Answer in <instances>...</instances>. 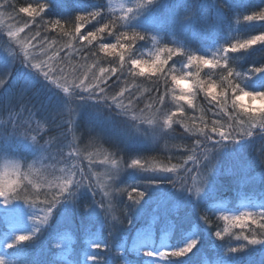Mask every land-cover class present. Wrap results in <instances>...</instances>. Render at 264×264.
<instances>
[{"label":"trees","instance_id":"trees-1","mask_svg":"<svg viewBox=\"0 0 264 264\" xmlns=\"http://www.w3.org/2000/svg\"><path fill=\"white\" fill-rule=\"evenodd\" d=\"M136 3L138 0H22V2L8 0V5L17 10L20 7H25L36 11L22 13L20 18L14 17V27L16 28L14 31L23 27L26 20L29 23V28L18 33V37L7 35L4 37V33L0 32V48H6V44L10 43V47L6 49L12 69L6 71L7 67L9 68L7 62L6 69L4 67L0 70V81L3 82L0 84V99L14 78L35 76L41 82L44 91L42 95L30 92L34 84L32 89L19 94H21L22 103L25 102L26 106L32 109L30 117L33 118L30 120L31 129L28 132L36 130L38 133L41 131L51 137V143L48 141L46 144L38 141L48 149L46 155L55 156L59 161H62V157H66L69 151L78 152V156L73 157L72 160L60 162V169L70 167L75 159L82 162L88 161L89 164L99 161L111 165L115 160L121 169L124 155L115 150L113 144L129 148L145 144L149 135H156V131L159 129V125L155 129L147 123V120L155 115L164 117L167 114L171 117V125L170 129L165 131L162 137H159V147L166 154L162 158L163 161H160L163 167L176 166L172 172L174 173L172 176L176 179L177 174L184 175L185 168L193 167L192 161L188 158L193 155L196 140L200 139L186 129L203 127L204 124H207L210 129L213 120L227 123L226 116L216 114L219 113V106L209 96L207 87L208 84L214 85L212 95L217 98H220L221 91H224L225 98L233 95V92L226 86L223 89L220 87V82L224 81L221 75L222 68L200 65L198 61L185 67L188 63L187 55L194 54L211 60L214 54H218L222 47H227L230 43H241L250 39L252 35L264 34V21H245L243 18L244 15H252L254 12L264 9V0H195V15L188 20L181 18L189 15V6L194 3V0H156L151 7L130 17L122 27L117 25L105 29L104 32H97L98 28L103 27V24L110 20L118 21L119 17L125 14L126 9ZM40 5H44V11H39ZM219 7H222V10ZM92 11H99L101 17H98L97 20L84 22L80 33H75V17L78 15L87 16ZM22 18L26 20L24 21ZM57 20L63 27H54V22ZM98 21L100 22L98 23ZM37 26H39L40 36L32 41V44L38 45L34 51L39 52L41 40L45 41V47L51 44L48 55L38 56L37 61L40 58L47 60L56 52L55 60L50 63H58L64 68V72L72 71L75 68L79 70L84 68L82 74L87 72L89 78H91L92 72L96 73V69L101 67L112 68L123 64L126 69L130 59L146 61L147 63L143 66L147 68L148 64L156 61L153 64V71H149V81L134 77L117 87L114 82L122 74L117 72L115 75L109 74L108 79L100 85L101 87L105 85L108 101L81 98L80 96L86 95V93L80 92L79 89L76 90L77 93L72 96L66 94L68 97L64 98L62 96L64 91L57 90V86H53L51 82L45 80L39 72L31 68V65L25 66L23 51H17L21 46L16 40L35 33ZM70 29V35H64ZM164 30L166 31L164 32ZM122 31L128 33V38L120 37L119 40L117 35ZM132 31L144 33L146 39L131 40ZM90 32L96 33L95 36L90 37V44L88 41L79 39L81 35H88ZM68 44L73 47L70 49ZM102 44H119L123 47L102 51ZM29 47L31 50V45ZM81 48L87 56L86 61L77 51ZM161 49H178L179 51L174 52L171 59H168L169 53L161 51ZM104 52H108V54L106 55ZM89 53H95V55H89ZM109 54L114 59L112 62L106 63L102 59ZM120 55L124 56V61L120 60ZM229 55L237 58L232 62L233 70L245 73L249 68L264 63V44L257 42L247 50L229 53ZM157 56L160 60H165L166 63L160 65L156 60ZM98 58H101V64L97 62ZM157 67L161 70L156 71ZM82 74L81 78H83ZM96 75L98 76V74ZM165 75L167 77L166 89L162 83ZM173 76H176L177 79L186 76L187 83L193 87L194 101L191 107L186 103L179 102L178 109L174 108L175 103L170 97ZM229 79L234 83L237 78L233 76ZM158 80L161 81L160 92L167 91L165 104L160 112L146 108V105L152 102L151 97L157 95L155 89ZM196 81L200 82L202 90L201 87L195 86ZM242 86L247 91H264V73L244 80ZM44 88L51 94L50 104L44 97L46 93ZM124 89H128L134 94L132 97L133 108L127 114L117 108L110 99ZM43 98L46 101L44 106H33L36 99L42 101ZM122 99L125 104L128 103V92H125ZM156 107L159 108L160 105L157 104ZM51 108L56 110L50 112ZM227 111L234 112L230 101ZM133 115L137 117L136 120L132 119ZM27 120L29 119L23 118L15 122L16 132L22 134L25 132V128L28 127L25 123ZM91 126L92 129L89 128ZM58 134L60 138H56ZM142 134L145 137L144 142H142ZM215 138L218 139V137ZM30 141L32 143V140ZM262 143H264V138L256 137L238 143H229L216 150L212 154L209 165L212 170V174L208 178L209 186L207 184L210 193L207 194L206 200L200 202L195 208L191 205L185 210L170 213L166 207H161V205L157 207V201H153L151 198L143 199L138 205L131 207V203L118 200L114 194L105 197V190L99 187L100 184L102 185V181L106 185H111L116 180L109 179L108 175L96 177L94 174L92 183L95 187V196L86 188H82L76 195L75 203L61 202L53 209L52 216H49L46 222L37 224V220L44 215L39 211L44 205L38 204L34 209L23 202L13 201L22 204L30 217L23 211L27 221L23 226L12 228L18 229L19 235H31L28 230L26 231L28 224L34 228L38 227L39 231L31 241L17 244L12 248L6 247L2 241L0 254L11 264H92L84 257L94 252L93 245H104L109 239L108 232L104 228L103 213L98 205L93 203L94 200L104 199L106 203L111 201L113 205L111 214L124 220V223L118 225L111 236L112 251L103 255L101 264H110V262L111 264H139L136 261L139 256H143L147 264L150 262L152 264H264V245L247 247L238 254H226L227 247L237 246L240 243L235 241L233 234L239 235L241 232L246 235L250 234L248 227L251 221L245 220L244 228H232L231 224L221 220L223 215L232 216L239 215L242 211L259 212L264 210V171H261L258 159ZM147 144L151 145V143ZM11 146L20 156L22 145L18 140ZM4 149L5 147L1 146L0 153H5ZM33 153L39 156L37 149ZM107 154L108 156L105 157ZM7 155L8 153L3 154L0 159ZM153 157L160 158V156ZM54 161L48 159L45 173H39L35 177H27V179H24L23 173H19L15 180L21 188L26 186L31 196H38L39 200H43L44 194L50 191L49 185L63 182L66 175L61 171L55 173ZM45 174L47 177L44 176ZM201 174L203 175V172ZM187 182L189 185L191 184V176ZM102 186L108 189V186ZM175 188L177 192L180 191L179 185ZM133 196H135L134 193ZM152 206L156 208V221L154 225L142 230V232L146 231V242L134 244L135 236L133 234L150 211H145V209ZM126 210L128 211L127 219L124 218ZM141 213L143 214L141 215ZM202 217H206L208 222H205ZM110 218L111 216H109ZM10 225L7 226L0 221V231L7 234L12 233V230L7 231ZM225 228L229 229L227 233L224 232ZM216 231L223 234V240L215 236ZM95 234L98 235V239ZM3 236L1 235L0 239ZM165 236L166 241H164ZM140 238L142 237L137 238L135 242L137 240L140 242ZM191 239H197L198 244L187 256L159 259L160 252L181 248ZM88 249L91 252H87ZM107 251L104 249V252ZM145 252H152L153 256H146Z\"/></svg>","mask_w":264,"mask_h":264},{"label":"snow or ice","instance_id":"snow-or-ice-1","mask_svg":"<svg viewBox=\"0 0 264 264\" xmlns=\"http://www.w3.org/2000/svg\"><path fill=\"white\" fill-rule=\"evenodd\" d=\"M156 0H138V3L130 6L126 9L125 14L119 17V20H110L108 23L103 24V27L97 29V32H104L105 29H109L112 27H116L117 25L123 26V24L130 18L135 16L141 10L147 9L151 7ZM8 3V0H4V3H0V8H4L5 5ZM222 10V7H219ZM36 11L34 9H29L25 7H20L19 12H31ZM39 11H44V5H40ZM195 0L192 5L189 6V15L181 18L182 20H188L194 17L195 15ZM3 16V12H0V17ZM98 17H101V13L99 11H92L89 12L87 16L78 15L75 17L76 23L74 25L75 33H80L81 27L84 22L89 20H97ZM245 21H264V9H261L259 12H254L252 15H244ZM9 19H14L11 15H9ZM100 21H98L99 23ZM55 26H61L60 21L57 20L54 22ZM63 27V26H61ZM12 26L9 25V32L8 35L10 37H18V33L24 32L25 28H29V23L26 21L24 22V26L18 28L16 31L11 30ZM71 29L66 31L64 35H70ZM96 33H88V35H81L79 37L82 41H88L91 43L90 37L95 36ZM40 36L39 26H37V30L35 33H30L29 36L24 37L23 39H17L16 42L20 44L23 53H24V61L25 65H31L32 69H35L39 72L40 75L44 77L45 80H48L52 83H56L57 87H61L62 85L58 82L60 79H64V86L63 91L69 92V89H79L80 92L86 93V95L80 96L84 99H95V100H103L108 101L109 97L105 93V89L101 87V83L105 82L108 79L109 74L115 75L117 72L123 73L125 70L124 65L121 64L119 67H112V68H103L99 69L100 73L103 75L97 76L95 72L91 73V78H89V74L83 73V78L80 76H76L72 80H67L64 78V68L61 67L58 63H50V61L55 60L56 52L53 53L52 56H49L47 60L40 58L37 61V57L46 56L48 55V51L51 48V44L45 45V41L41 40L39 42L40 48L39 52L34 51L38 45L32 44V41H35L37 37ZM121 37L128 38V33L121 32ZM75 38V37H73ZM119 39V37H118ZM146 35L144 33L132 31L131 33V40H145ZM257 42L264 44V34L260 35H252L250 39H246L241 43H230L227 47H222L218 54H214L212 59H206L203 56H197L194 54L187 55V67L191 65L193 62H199L200 65H212L213 67H220L222 68L221 75L223 80L231 85L232 81L229 79L235 76L237 79L236 81L246 80L255 76L259 73H264V63L259 65L253 66L249 68L245 73L235 72L231 67L232 62L237 59L236 57H232L229 53H236L240 50H247L251 48V46L255 45ZM55 43V42H53ZM31 45V50L30 46ZM130 46V45H129ZM68 47L71 49L73 45L68 44ZM117 47H123V45L119 44H102L101 50L107 51L108 49H115ZM58 51V50H57ZM80 53V56L85 61L87 60V56L81 49H77ZM161 51H167L169 53L168 59H171V56L174 52L179 51L178 49H161ZM89 55H95V53H89ZM120 60L124 61V56L120 55ZM156 60L159 61L160 65L166 63L165 60H160L159 56L156 57ZM37 61V62H33ZM141 63H147L139 61L137 59L131 60L132 68L135 69ZM156 61H153L151 64V68L149 71H153V64ZM59 69V71H57ZM159 67L156 68V71H160ZM144 69L141 68L139 73L131 72L130 74L133 76L136 75H143ZM155 74V72H153ZM186 76H182L177 79L176 76L172 77V82L177 86L180 87L181 81L186 80ZM3 82L0 81V84ZM165 89L167 87V77L165 75L164 80L162 81ZM196 87H201L199 81L195 82ZM161 81H157L156 89L157 92L156 96L151 97L152 102L146 105V108L149 110H155L156 112H160L163 110V106L165 104L167 91L165 90L163 93L160 92ZM125 92H128V103L125 104L123 101V97ZM103 94V95H102ZM208 94L211 96V99L216 102V105L219 106V113L217 115L223 114L227 117V123H221L220 120H213L212 127L209 129L207 124H204L203 127H196L194 129H186V131H190L193 135L200 137V139L196 140L195 148L193 149V155L189 156V160L192 161L193 167L185 168L184 175L177 174V178L173 179L171 176L168 175H157V176H167L169 177V183L175 188L177 185L180 186L181 190H186L189 195L193 194V187L194 185L188 184V178L191 176L193 181L199 179L201 181L200 187H195V195L199 196L201 192H204L207 184L208 178L212 174V170L210 165L212 154L218 150L220 147L225 146L229 143H238L239 141L248 140L250 138H264V121L256 118L252 120H242L240 119L234 112L229 113L227 111L228 108V98H225L224 91L220 92V98L217 96L212 95V86L208 88ZM133 93L129 92L128 89L122 90L118 95L112 96L110 99L113 103H115L117 108H120L125 114L132 110L134 101L132 99ZM75 98V97H73ZM175 99L177 100H187L189 106L191 107V100H188L185 90L180 88V95L176 96ZM138 102V101H137ZM160 105L159 108L156 105ZM110 106V105H109ZM143 112V109L141 110ZM133 120H136L137 117L135 115L132 116ZM171 117H166L163 120V124L165 127H170ZM28 125L25 128V136L23 139L27 140V132L31 129V121L30 119L25 121ZM147 123L152 124L153 120L148 119ZM215 137H218L215 138ZM32 144L38 150V154L40 159L47 160H55V156L46 155L48 149L43 146L39 145L36 136L31 137ZM61 149V153H62ZM78 156V152L76 151H69L66 157H62L63 162H67L72 160L73 157ZM258 159L261 165V171H264V143L261 144V147L258 152ZM62 161H57L60 163ZM187 163V161H185ZM139 164L138 160L133 159L131 164L128 167H133ZM112 167L114 169L113 172L109 173V179L115 180L116 176L119 173V166L115 160L112 161ZM176 166L172 168L169 167H161L158 169L159 173H172L174 172ZM9 170L3 174H0V202L4 204H9L13 201H20L23 204L36 209L37 205H44V207L40 208L39 211L43 212L44 215L37 220V224L46 222L49 216H52L53 209L57 207L58 204L61 202H72L75 203V198L77 193L82 189L86 188L89 192L93 193L95 196V187L92 183V177L89 175L88 172H85L82 167H79L77 163L73 162L70 167L61 168L60 171L66 173L63 182L58 183L56 185H49L50 191L46 192L45 198L43 200H39L38 196H31L28 192L27 187L21 188L20 184H18L17 180L15 179H6L5 177L8 176H19V168L15 165H9ZM195 171V175L193 172ZM203 172V175L201 174ZM24 179H27L25 177ZM31 183V181H30ZM148 184L143 185L144 189L148 188ZM131 191H128V199L131 201V207L138 205L144 198L145 192L141 191L138 187L130 186ZM117 192H124L127 189H116ZM133 193L136 195L133 196ZM105 197L109 195L107 191L104 193ZM31 197V198H30ZM93 203L101 210L104 217V228L108 232L109 239L106 241V244H95L93 245L95 255H90L88 260L92 262V264H101L103 255L111 253L112 251V242L111 236L116 231L118 225H123L124 220L119 219L117 216L111 214V209L113 207L111 201H106L101 199L100 201H93ZM127 208H130L127 206ZM109 216L111 218L109 219ZM124 218H128V211L126 210L124 213ZM224 221L229 222L232 227H245V220L250 219L251 224L248 227V231L250 234H244L241 232L239 235L233 234V238L235 241L240 242L237 246H229L227 247L226 254H238L245 250L247 247H252L256 245H264V210L259 212L253 211H242L239 215H223L221 217ZM202 219L207 221L206 217H202ZM259 229V231H257ZM39 231V228H34L31 235H17L15 237L14 244H22L28 241H31L33 236H35L36 232ZM229 231L228 228L224 229V232L227 233ZM215 236L221 240L224 239L223 234L220 231L215 232ZM243 241V242H241ZM14 244H8L6 247L12 248ZM198 244L197 239L189 240L183 247L177 248L171 251H162L160 252L159 259L164 260L166 257L171 258H180L187 256L194 248H196ZM231 245V243H228ZM104 249H107V252H104ZM144 255L146 256H153L152 252H145ZM0 264H5V261L2 257H0Z\"/></svg>","mask_w":264,"mask_h":264},{"label":"rangeland","instance_id":"rangeland-1","mask_svg":"<svg viewBox=\"0 0 264 264\" xmlns=\"http://www.w3.org/2000/svg\"><path fill=\"white\" fill-rule=\"evenodd\" d=\"M19 1L22 2V0H19ZM0 3H4V0H0ZM5 6H6V8H0V12H3V16L0 17V32L4 33V35H5L4 37H6V35L9 36L8 35L9 25L12 26V28H11L12 31H14L16 29L14 27L15 20L9 19V15H11L13 18L14 17L20 18L21 14H22L21 12H19V8L17 10L13 6L8 5V3ZM28 16H27V18H28ZM22 19L24 21L26 20L25 18H22ZM26 21L28 22V20H26ZM165 31L166 30H164V32ZM161 32H163V31H161ZM117 37H119V38L121 37L120 33L117 35ZM6 39H8V38H6ZM121 39H124V38H121ZM9 44L10 43L6 44V48L10 47ZM11 47H12V45H11ZM6 48H0V70L2 68H4L5 64L8 62L9 68L7 67V70H6V71H8V70H12V69H11V65H10V60H8V58H7V49ZM14 50H15V48H14ZM17 51H23V50L20 48ZM104 54L107 55L108 52H104ZM94 59L96 60V56L94 57ZM113 59H114L113 56H110V54H109L108 56H106L102 60L105 61L106 63H109V62H112ZM131 60L132 59H130L128 61V65H127L125 71L120 75L118 80L114 82V85H116L117 87H118V85H122L125 82L129 81V79L134 78V77L142 78L143 81H149V78H148V76L150 75L149 69L147 67L143 66V64L145 65L146 63H141L135 69H133L132 65H131ZM137 60L141 61L140 59H137ZM97 62L100 63L101 58H98ZM142 62H145V61L142 60ZM141 68L144 69L143 75L133 76L130 74L131 72L139 73ZM5 69H6V67H5ZM83 69L79 70V69L75 68L72 71L64 72V78H66L67 80L70 81V80L74 79L76 76H80L82 74ZM11 74H9V75H11ZM96 74H98V76L103 75L102 73H100L99 69H96ZM11 81L12 82L4 90L2 99H0V102L2 103V106L0 107V149H1V146H4L5 147L4 152L8 153L7 156H4L0 159V174H3L6 171H8L9 165H15L19 168V173H23L25 177H28V178L29 177H35L39 173H45L46 172L48 159L42 161L40 159V156H36V154L33 153V151H36V148L30 141L31 137L36 136L37 141H40V142L46 143V144L48 141L50 142L51 137L48 134L41 133V131H39L37 133L36 130H32L30 132H27V140H25V139H23L25 136V132L23 134L20 132H16L15 122H18L23 118H28L30 120L33 118V117H30V115L32 114V109L28 108L26 106L25 102L22 103L21 94H19V93L22 91H25V90L29 91V89H32L33 84H34V87L32 90H30V92H32L34 94H35V92H37L39 95H42L44 91H43V88L41 86V82L38 81L35 78V76H27V77L23 76L20 78H14ZM48 82H50V81H48ZM58 82L62 86L58 87L57 90L61 89L63 91L64 79H60ZM52 85L57 86L56 83H52ZM102 87L104 88L105 85ZM180 88H183L185 90V93L187 95L188 100H191V106H192L193 101H194V89H193V87H191L187 83L186 80H183V81H181L180 87H177L174 83L172 84V87H170V97L175 103L174 108L178 109L179 102L180 103H186L189 106V103L187 102V100L175 99L176 96L180 95ZM45 90H46V93H45L44 97L47 99L48 103L50 104V102L52 100L51 94L49 91H47V89H45ZM76 90L77 89L70 88L69 92H67V93L64 92V94L62 96L64 98H67L68 97L67 95L72 96L74 93H77ZM79 94H80V92H79ZM104 94H107V92H105ZM116 94L118 95V93H116ZM45 98H43L42 101H39V99H36L33 106H44V104L46 102L44 100ZM245 102H246V98H245ZM181 108L182 107L180 106L179 109L181 110ZM55 110H56L55 108H51L50 112H53ZM166 117H169V115L166 114V115H164V117L155 115V116L151 117V119L153 120L151 127H155V129H156L159 125V129H158V131H156V135L155 134L149 135V138L147 139L145 144H138L139 145L138 147L132 146L130 148L128 146H123L120 144H116V145L113 144L114 149L117 150L119 153L124 155V159H122L124 162L122 164V168L119 170V173L116 176V179H115L116 181L111 183V185H106L101 179L102 185L108 186V189L104 188L101 184L99 187H101L102 189L107 191L109 193V195L114 194L118 200H123L125 203H131V201H129V199L127 197L128 191H131L130 186L138 187L141 191L145 192L143 199L151 198L153 201L154 200L157 201L156 202L157 207L159 205H161V207H166L167 209L170 210L169 211L170 213H173L177 210L178 211L185 210L191 205H193V207L195 208V207H197V205L200 202H203L206 200V198L208 197L207 194L210 193V190L208 189L209 184H208V186H206L207 190H204V192H201L199 196L195 195V187L201 186V181L199 179H197L196 181H193V179L191 178V184L190 185H194L193 194L188 196L189 193L186 190H181V188L179 189L180 191L177 192L176 188H174L169 183V177L157 176V175H168L174 179V177L172 176L174 173H159L158 172V169L163 167L160 160L163 161L162 158L164 155H166L159 147V143H160L159 137H162L164 132L165 131L167 132L170 129V127H165L163 124V120ZM170 125H171V121H170ZM140 127L142 128V126H140ZM89 128L92 129L93 127L91 126ZM42 132H44V131H42ZM92 134H93V130H92ZM141 136H142V142H144L145 137L143 136V134ZM56 138H60L59 134H58V137L56 136ZM16 140H18V142L22 145L21 151L19 152L20 156H18L16 150H14V148L11 146ZM110 141L113 142V140H110ZM147 143H151V145H148ZM39 145H42V144L39 143ZM54 146H56V145L54 144ZM26 151H27V153H26ZM5 153H0V157ZM107 156H108V154L105 157H107ZM153 156H160L161 159L159 157L154 158ZM133 159L138 160L139 164H137L133 167H128V165L131 164ZM57 161H59L58 158L55 159L54 165H53V169L55 170V173L60 172V163H57ZM74 162L77 163V165L79 167H82L85 172H88L92 178H93V174L96 177H98V176L102 177L103 175L109 176V173L114 171V169L110 163L104 164L103 162L98 161V162L89 164L88 161L82 162L81 160H78V159H75ZM157 166L159 167L158 169L155 168ZM169 174H171V175H169ZM193 175H195V173H193ZM44 176H46V174ZM5 178L6 179H16L17 176H10V177L6 176ZM97 179H99V178H97ZM145 184L149 185L146 190L143 187V185H145ZM116 189H127V191H124L125 193L117 192ZM169 190H171V191H169ZM23 211L26 214H28L26 212L25 207L18 202H11L9 204H4V203L0 202V221L4 222L5 225H7V226L10 225V223H11V225L8 227L7 231L8 232H9V230L13 231L10 234L2 233L0 231V233H2V234H0V237H1V235H4L3 238L0 239V245L2 244V241L6 245L14 244L15 237L20 234L17 232H20V231L18 229H14L12 227L23 226L25 224V222L27 221L24 218L25 213ZM145 211H149V213L145 216L143 223L138 225V227L136 228V232L133 234L135 236L133 239L134 244L135 243L136 244H144L146 242L145 241V239L147 238V237H145L146 231L142 232V230L144 228H147V227L154 225V223L156 221V215H155L156 208H155V206H152L149 209H145ZM142 214L143 213H141V215ZM28 216L30 217V214H28ZM221 220L225 223L230 224L229 222L224 221L222 218H221ZM248 220H250V219H248ZM165 221H167V220H165ZM232 228H234V227H232ZM33 229H34V227L32 225L28 224V229L26 228V231L28 230V233L32 234ZM95 235L97 236V239H98V235L97 234H95ZM139 237H142V238H140L141 241L139 242V240H137L135 242V240ZM164 241H166V236H165ZM16 245L17 244H14L13 247H15ZM87 252H91L90 249H88ZM95 254H96L95 252L88 254L86 257H84V259L87 260L90 255H95ZM0 257H2L4 259V257L1 256V254H0ZM147 260L150 262V260L148 258H147ZM4 261H5V264H11L8 260L4 259ZM136 261L139 264H147V262L143 256L137 257ZM110 264H111V262H110ZM150 264H152V263L150 262Z\"/></svg>","mask_w":264,"mask_h":264},{"label":"clouds","instance_id":"clouds-1","mask_svg":"<svg viewBox=\"0 0 264 264\" xmlns=\"http://www.w3.org/2000/svg\"><path fill=\"white\" fill-rule=\"evenodd\" d=\"M151 68V64H148ZM243 80L235 81L231 85L225 81L220 82V87L223 89L225 86L228 90L233 92V95L228 97L235 114L242 120L260 119L264 121V91L252 92L247 91L243 86ZM214 86L208 84L207 87ZM246 98V102H245Z\"/></svg>","mask_w":264,"mask_h":264}]
</instances>
